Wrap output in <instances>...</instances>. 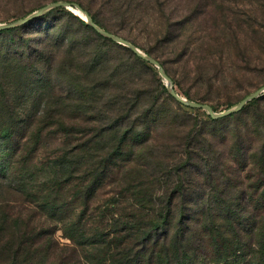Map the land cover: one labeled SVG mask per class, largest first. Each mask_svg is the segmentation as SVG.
<instances>
[{
	"label": "trees",
	"instance_id": "1",
	"mask_svg": "<svg viewBox=\"0 0 264 264\" xmlns=\"http://www.w3.org/2000/svg\"><path fill=\"white\" fill-rule=\"evenodd\" d=\"M66 1L138 48L122 30L142 23L158 43L160 38L175 50L173 63H188L181 57L194 36L185 28L194 7L177 20L173 0ZM159 15L163 28L144 21ZM153 58L180 95L204 103ZM186 109L159 82L149 61L65 7L1 29L0 138L10 141L29 121L23 171L1 182L24 200L36 198L35 186H42L39 207L46 209L49 226L2 215L0 264H264V93L221 118ZM160 112L178 141L164 143L158 155L145 128ZM57 132L63 145L52 151L44 180L35 184L38 167L30 166L28 157L42 135ZM114 169L119 178L111 176ZM104 180L116 184L113 194H128L126 203L113 197L91 208ZM76 196L83 208L70 217ZM113 206L119 215L109 216ZM63 219L72 243L67 252L71 246L59 249L51 235Z\"/></svg>",
	"mask_w": 264,
	"mask_h": 264
},
{
	"label": "rangeland",
	"instance_id": "2",
	"mask_svg": "<svg viewBox=\"0 0 264 264\" xmlns=\"http://www.w3.org/2000/svg\"><path fill=\"white\" fill-rule=\"evenodd\" d=\"M50 2L52 0H0V23L16 21L29 8L43 3L46 5ZM189 6L190 8L194 7V12L185 28L192 30L194 36L190 41L188 51L181 57L188 59L186 64L173 63L177 55L175 50H170L160 38L158 43L154 33H148L142 23H131L122 30V33L133 38L141 46L139 49L143 52L146 53L145 50H150L152 55L146 54L151 57L154 55L158 60L164 62V66L170 70L174 78L180 81L182 88L187 89L193 97L199 98L204 103H212L218 108L216 111H222L227 108L228 103L234 105L243 95L264 86V0H173L171 7H176L177 11L175 19L178 20L184 13H187ZM177 20H175V27L179 26ZM144 21L149 25L159 22V28L165 26V20L160 15L159 20L153 21V16H148ZM151 65L159 77V82H163L166 86L157 67L152 63ZM197 74L200 75L199 80L196 79ZM180 90L182 89L180 88ZM167 106L169 109L172 108L171 103ZM29 107L30 103L27 105V108ZM195 109L188 107L186 110L195 114L197 111ZM204 111L199 109L197 113L202 117ZM162 113H159L157 119L151 118L149 126L145 128L146 130L149 127V131H151L150 144L152 148L155 147L158 155L159 148L164 143L174 146L178 141L176 132L172 130V127H169L171 129L167 127L168 124L165 123ZM28 124L29 121H26L24 125L26 129L17 130L10 141L0 138V218L2 215H12V218L20 217L21 219L30 217L32 223H39L45 228L49 226V221L46 220V211L43 210L45 208L39 207L42 206L43 198L40 194L45 192L44 188L35 186L38 196L31 200H24L9 187L6 180V182H1L5 178L13 179L23 171L22 156L24 155V146L28 145L26 143ZM188 124L187 122L185 125ZM40 140L28 157L30 166L38 167V171L34 175L35 184L44 180L47 165H51L49 161L54 157L52 151L63 145V135L60 132L50 137L42 135ZM120 175L119 169L118 171L114 169L111 174L116 178H119ZM114 187H116L115 183L110 184L104 180L91 198V208H95L106 200L111 203L113 197L118 199L119 204L126 203L128 194H113ZM263 187L264 184L260 186V188ZM157 198L159 197H155V200ZM255 198L256 195L250 199ZM69 208L73 212L70 217L78 214L83 208L81 197L76 196ZM115 208V206L111 208L109 216L120 214ZM67 221L68 219H63L62 222H57V226L51 231L59 249L71 246L64 248L65 252L72 248L71 240L65 236L63 230V225L65 226ZM56 257H58V253H56Z\"/></svg>",
	"mask_w": 264,
	"mask_h": 264
},
{
	"label": "water",
	"instance_id": "3",
	"mask_svg": "<svg viewBox=\"0 0 264 264\" xmlns=\"http://www.w3.org/2000/svg\"><path fill=\"white\" fill-rule=\"evenodd\" d=\"M65 7L68 8L70 10H72L74 13H76L73 8H76L79 10L80 13H76L78 14L84 21H86L90 26H92L97 32H99L101 35L108 37L110 39H112L113 41H116L119 44H122L126 47H128L129 49H131L134 53H136L138 56L142 57L143 59L149 61L150 63H152L153 65H155L160 73V75L162 76V78L165 81L166 87L169 90L170 94L180 103H182L183 105H186L188 107H192V108H200L203 109L205 111H207V113L213 117V118H221L224 116H227L233 112H237L239 111L248 101L262 95L264 93V86L256 89L255 91L247 94L245 97H243L239 102H237L236 104L222 110V111H215L211 105L207 104V103H202L199 101H194L191 99H188L182 95H180L174 87V83L172 81V79L169 77V75L166 73L165 69L163 68V66L153 57L149 56L148 54H146L145 52H143L141 49H139L136 45H134L132 42L124 39L121 36H118L114 33H111L109 31H107L106 29L100 27L97 23H95V21L93 20V18L91 17V15L81 7V5H79L78 3H73V2H69L66 0H58V1H53L50 2L32 12H30L29 14L25 15L24 17L16 20V21H10V22H3L0 23V30L1 29H6V28H12V27H16L19 25H22L26 22H28L29 20L38 17L40 15L45 14L46 12L50 11L53 8L56 7ZM82 14V15H81Z\"/></svg>",
	"mask_w": 264,
	"mask_h": 264
},
{
	"label": "bare ground",
	"instance_id": "4",
	"mask_svg": "<svg viewBox=\"0 0 264 264\" xmlns=\"http://www.w3.org/2000/svg\"><path fill=\"white\" fill-rule=\"evenodd\" d=\"M73 10H74L76 13H80L79 10L76 9V8H75V9L73 8ZM81 15H82V14H81Z\"/></svg>",
	"mask_w": 264,
	"mask_h": 264
}]
</instances>
